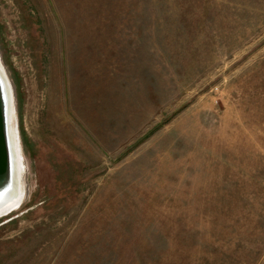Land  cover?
Masks as SVG:
<instances>
[{
	"label": "rangeland",
	"instance_id": "374dc122",
	"mask_svg": "<svg viewBox=\"0 0 264 264\" xmlns=\"http://www.w3.org/2000/svg\"><path fill=\"white\" fill-rule=\"evenodd\" d=\"M0 60V264H264V0H0Z\"/></svg>",
	"mask_w": 264,
	"mask_h": 264
},
{
	"label": "water",
	"instance_id": "95a60500",
	"mask_svg": "<svg viewBox=\"0 0 264 264\" xmlns=\"http://www.w3.org/2000/svg\"><path fill=\"white\" fill-rule=\"evenodd\" d=\"M1 67L4 68L2 65ZM0 67V212L19 199L18 156L21 143L14 115V92L7 72ZM5 69V68H4ZM15 125V127H14ZM15 130H14V128ZM18 152V156H17ZM9 213V212H8ZM7 213V214H8ZM4 214V215H7ZM3 216V215H0Z\"/></svg>",
	"mask_w": 264,
	"mask_h": 264
},
{
	"label": "bare ground",
	"instance_id": "6f19581e",
	"mask_svg": "<svg viewBox=\"0 0 264 264\" xmlns=\"http://www.w3.org/2000/svg\"><path fill=\"white\" fill-rule=\"evenodd\" d=\"M3 64H2V62H1V60H0V67L2 66ZM1 68H3V67H1ZM3 71L5 70L4 68L2 69ZM6 71V70H5ZM15 105V104H14ZM14 110H15V106H14ZM15 112V111H14ZM14 115H15V113H14ZM15 126V125H14ZM14 128V127H13ZM14 130H15V128H14ZM21 154H19V156H18V152H17V156H18V165H19V161H20V163L22 164V159H21V156H20ZM23 156V155H22ZM22 168H23V166H22ZM22 171H21V174H18V185H19V199L17 198V200H14V202H12L9 206H7L4 210H2L1 212H0V215L1 214H3L4 212H6V211H9L10 209H12V207H14L15 205H17L18 203H19V201H20V199H22V197H23V194H24V183H23V176H22V172H24L23 171V169H21ZM25 174V173H24ZM22 187H21V186ZM22 189V190H21ZM21 190V191H20Z\"/></svg>",
	"mask_w": 264,
	"mask_h": 264
}]
</instances>
